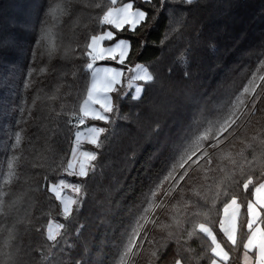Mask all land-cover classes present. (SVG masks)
<instances>
[{"label":"trees","instance_id":"obj_1","mask_svg":"<svg viewBox=\"0 0 264 264\" xmlns=\"http://www.w3.org/2000/svg\"><path fill=\"white\" fill-rule=\"evenodd\" d=\"M126 1L132 2L121 0ZM90 2L72 0V10L80 9V13L48 18L47 39L40 41L45 0H0V176L7 173L16 151L27 168L29 188L28 203L21 201L18 213L14 209L13 215L0 217V264H12L3 254L13 246H18L24 264H120L133 230L143 234L152 229L153 214L170 221L175 208L169 200L175 192L165 197L170 181L164 177L182 156L196 149L205 128L214 130L229 111L244 110L253 93L243 89L252 77H257L255 91L260 93L257 107L264 103V80L259 79L264 76V0L166 3L146 27L119 34L130 42L132 64L145 65L157 82H141L144 88L139 99H132V92L127 91L114 101L119 110L110 123L89 121L106 131L99 138L102 147L92 146L97 160L91 162L88 178L78 180V207L73 205L72 215L65 220L60 201L36 190L43 177L32 172L60 178L63 173L58 168L72 150L73 133L64 124V112L78 106L88 74L82 68L84 58L71 55L68 49L83 40L84 32L98 29L88 18V13L99 11L87 8ZM135 6L148 7L140 0H135ZM257 119L260 123L246 130L247 139L240 136L220 154L221 159L214 158L213 171H198L189 184L199 190L201 184L212 182L217 165L230 166L229 155H247L251 136L264 137V119L259 113ZM16 132L21 135L23 153L10 147ZM33 163L42 167L33 169ZM158 184L163 187L156 190ZM235 194L238 203L247 195L239 189ZM149 204L153 207L141 220ZM164 205H169L167 210ZM222 217L213 210L207 216L202 213L199 221L214 224ZM52 220L65 228L58 236L60 245L49 247L52 242L42 233ZM169 231L173 230L157 228L149 233L153 243L145 242L146 251L131 264H174L182 248L188 264H206L197 259L207 247L202 234L197 231L177 240ZM221 238L217 233V239ZM240 238L238 229V244ZM233 255L241 253L233 249Z\"/></svg>","mask_w":264,"mask_h":264},{"label":"snow or ice","instance_id":"obj_2","mask_svg":"<svg viewBox=\"0 0 264 264\" xmlns=\"http://www.w3.org/2000/svg\"><path fill=\"white\" fill-rule=\"evenodd\" d=\"M171 2L172 0H158L156 3L154 0H140L142 5L148 6L147 8L134 7L135 0L132 2L91 0L86 5L87 8L99 10L94 15L88 13L89 20L94 21L98 29L92 34L84 32L83 40L77 42L76 47L68 49L71 55L84 58L82 68L88 74V84L78 98V106L64 112L66 117L64 124L73 133V147L68 160L58 168V173H63L60 178L57 179L55 176L50 178L47 173L32 172L33 176L40 174L43 177L42 181L36 185V190L45 191L52 198L60 201L65 220L72 215L69 205L78 207V201L71 197L65 200L61 194L62 190L69 189L78 195L81 193V186L75 181H69L67 177L76 176L87 179L89 176L86 165L77 159V151H80L84 160L96 161L97 154L84 150L82 142L100 148L102 144L99 138L106 131L104 127L90 124L89 121L110 123L112 114L119 110L118 103L114 101L125 97L128 94L127 89L134 88L131 98L139 99L142 89L134 84V81H142L145 84L157 82V78L149 72L147 67L139 63L132 64L128 56L131 45L119 34L126 30L135 33L141 25L146 27L156 18L157 12L166 3ZM182 2L190 5L195 0H182ZM45 3L40 41L47 39L48 18L75 16L81 11L80 9H76L75 12L72 10V0H61L59 3L56 0H52L51 3L45 0ZM105 41L112 43L104 45L101 49L100 46ZM104 60H111L121 67L103 65L100 62ZM261 67H264V64ZM128 73L133 75H127ZM259 79L264 80V76H260ZM30 83V81L26 83L25 87H28ZM256 87H258L257 77H252L248 86L243 89L245 93L249 91L253 93L250 102L243 106L244 110L229 111L214 130L205 128L197 139L196 149L182 156L178 165L164 177L165 181H170L165 190V197L175 192V196L169 200V205L175 208L170 221L166 223L161 216L153 214L149 221L153 226L152 229H145L143 234L133 230L127 246L120 254V264H131L142 251H146L145 242L150 245L154 239V236H150L149 233H153L157 228L172 229L173 231H169L168 235H175L177 240L198 231L207 241V247L203 255L197 254V259L206 260V264H241V261L242 264H264V137L257 140V134H253L248 145L251 151L247 155L237 152L235 155L228 156L229 167L221 168L217 165L216 175L210 184H201L199 190L189 184L190 181L195 180L198 171L202 169L213 171L214 158L221 159L220 154L229 149L240 136L248 138L246 130L249 126L260 123L257 119L258 113L261 119H264V103L257 107L260 93L255 91ZM261 92H264V87L261 88ZM113 93L117 95L114 97ZM261 127H264V124ZM14 136L15 142L10 147L23 153L20 133L16 132ZM30 167L35 169L42 165L33 163ZM26 173L27 168L21 156L14 151L8 162L7 173L0 176V217L13 215L14 209L18 213L17 205L21 201L28 203L29 188L26 187ZM257 173H259L258 179ZM160 187L163 185L158 184L156 190ZM185 189L188 191L186 192ZM236 189L247 194L240 203L237 202L239 197L235 194ZM217 201L220 202L219 207H217ZM169 205H164L165 210ZM152 207V204L148 205L141 220L145 219ZM204 209H207V212H203ZM213 210L217 217L223 216V219H217L214 224L208 225L199 221L202 213L207 216V213ZM57 228L63 229L65 225L58 223ZM238 229L241 233L239 244ZM37 231L40 229L37 228ZM217 233L222 234L220 240L217 239ZM42 235L47 241L52 242L49 247L58 246L61 243L58 240L59 233H54L51 226H48ZM233 249L239 251L241 255L234 256ZM184 251L186 249L182 248L176 253L174 264H188L189 257L183 254ZM3 255L12 264H24L18 246H13L12 251ZM152 256H156L155 251L152 252Z\"/></svg>","mask_w":264,"mask_h":264},{"label":"rangeland","instance_id":"obj_3","mask_svg":"<svg viewBox=\"0 0 264 264\" xmlns=\"http://www.w3.org/2000/svg\"><path fill=\"white\" fill-rule=\"evenodd\" d=\"M110 44H111V43H110ZM108 61H110V60H104V61H102V62H100V63H102L103 65H110V66L120 67V66L116 65L115 62L112 63V62H108ZM139 64H141V63H139ZM141 65H143V64H141ZM143 66H145V65H143ZM145 67H146V66H145ZM148 70H149V69H148ZM149 72H150V71H149ZM127 75H128V74H127ZM129 75H130V74H129ZM137 82H138V83H137V84L135 83V84H136V85H139V86L141 87V89L143 90V85H142L141 83H139L140 81H137ZM127 91H131V92H132V95L134 94V88H132V89H127ZM141 92H142V91H141ZM141 92H140V95H141ZM113 95H114V93H113ZM95 125H97V124H95ZM97 126H100V125H97ZM100 127H101V126H100ZM72 145H73V143H72ZM92 146H93V145H90V144H84V143L82 142V147H83L84 150H90V151L93 152V150H92ZM77 159H78L79 161L83 162V163L86 165V168L89 170V166H90V164H91L92 161L84 160L83 157L81 156V153H80L79 150L77 151ZM67 179H68L69 181H75L78 185H79L78 180H79V181L82 180V178H80V177H76V176H69V177H67ZM61 194H62V197H63L65 200H68L69 197L76 199V198H75L76 193L70 191L69 189H63ZM76 196H77V195H76ZM69 207H70V209L72 210L73 205H69ZM58 223H60V222L57 221V220H52V221L50 222V224H49V226L52 227L54 233H60V231H61L60 228H57V224H58Z\"/></svg>","mask_w":264,"mask_h":264},{"label":"crops","instance_id":"obj_4","mask_svg":"<svg viewBox=\"0 0 264 264\" xmlns=\"http://www.w3.org/2000/svg\"><path fill=\"white\" fill-rule=\"evenodd\" d=\"M126 2H129V1H126ZM110 43H112V42H111V41H105L104 44H102V45L100 46L101 49L103 48L104 45H106V44H110ZM129 43H130V42H129ZM129 51H130V50H129ZM128 56H129V53H128ZM108 62H112V63H113V61H111V60L108 61ZM118 66H120V65H118ZM120 67H121V66H120ZM128 74L133 75V73H128ZM141 82H142V81H140L139 83H141ZM135 83L137 84L138 82H137V81H134V84H135ZM142 85H143V84H142ZM143 88H144V87H143ZM142 92H143V90H142ZM142 92H141V93H142ZM222 219H223V217H222ZM237 231H238V230H237Z\"/></svg>","mask_w":264,"mask_h":264}]
</instances>
